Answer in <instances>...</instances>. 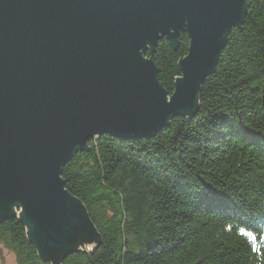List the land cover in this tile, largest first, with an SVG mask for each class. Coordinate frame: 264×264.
<instances>
[{
  "label": "water",
  "instance_id": "95a60500",
  "mask_svg": "<svg viewBox=\"0 0 264 264\" xmlns=\"http://www.w3.org/2000/svg\"><path fill=\"white\" fill-rule=\"evenodd\" d=\"M246 0H0V218L20 209L42 259L96 236L62 169L88 140L152 137L197 108ZM188 34L169 94L144 56Z\"/></svg>",
  "mask_w": 264,
  "mask_h": 264
},
{
  "label": "trees",
  "instance_id": "16d2710c",
  "mask_svg": "<svg viewBox=\"0 0 264 264\" xmlns=\"http://www.w3.org/2000/svg\"><path fill=\"white\" fill-rule=\"evenodd\" d=\"M197 108L152 137L88 140L62 169L96 236L59 264H264V0H246ZM164 37L144 56L172 94L189 37ZM15 209L0 218V254L42 259Z\"/></svg>",
  "mask_w": 264,
  "mask_h": 264
},
{
  "label": "rangeland",
  "instance_id": "374dc122",
  "mask_svg": "<svg viewBox=\"0 0 264 264\" xmlns=\"http://www.w3.org/2000/svg\"><path fill=\"white\" fill-rule=\"evenodd\" d=\"M0 264H16L13 254L3 250L0 254Z\"/></svg>",
  "mask_w": 264,
  "mask_h": 264
}]
</instances>
